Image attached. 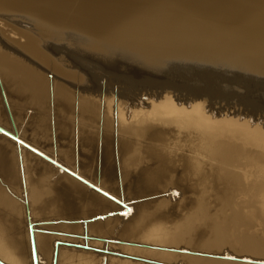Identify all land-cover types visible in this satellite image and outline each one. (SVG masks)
<instances>
[{
    "label": "bare ground",
    "instance_id": "bare-ground-1",
    "mask_svg": "<svg viewBox=\"0 0 264 264\" xmlns=\"http://www.w3.org/2000/svg\"><path fill=\"white\" fill-rule=\"evenodd\" d=\"M206 1L213 2L209 9L215 18L223 11L235 25L204 31ZM260 2L0 0V12L20 10L36 21L74 27L95 40L116 41H68L70 49L57 46L64 52L56 45L35 42L27 30L18 35L10 31V42L0 40V127L38 152L43 153L38 147L50 144V156L43 154L60 165L0 132V259L28 264L29 231L14 225L23 215L25 226L28 218L35 223L48 215L63 219H54L55 225L33 223L38 264H52L55 240L88 247L59 244L55 264H264V123L236 116L235 108V114L223 113L227 108L221 106L213 110L207 95L212 90L206 92L215 83L213 75L212 86L202 79L208 90L203 83L204 87L196 83L176 87V81L165 90V80L137 96L130 92L134 84L129 77L138 70L129 66L130 74L115 72L118 61L141 66L153 61L156 66L189 59L204 64L209 53L228 61L241 58L264 70V0ZM252 5L259 11H252ZM246 25L260 28L261 41L253 46L232 42L243 40ZM206 32L216 35L214 42L206 39ZM22 36L24 42H18ZM158 67L145 72L151 74ZM44 68H50V79ZM23 107L38 112L22 123L31 131L22 137L13 129L22 120ZM42 111L49 112L50 119L42 117ZM36 133L44 134V140H36ZM15 147L21 158L12 157ZM44 161L50 163V197L36 193L43 182ZM18 162L25 164V174L16 173ZM20 181L27 192L21 193ZM30 259L33 264L31 255Z\"/></svg>",
    "mask_w": 264,
    "mask_h": 264
},
{
    "label": "rangeland",
    "instance_id": "rangeland-1",
    "mask_svg": "<svg viewBox=\"0 0 264 264\" xmlns=\"http://www.w3.org/2000/svg\"><path fill=\"white\" fill-rule=\"evenodd\" d=\"M249 3H254V4H262L261 2H260V0H247ZM210 3H213V2H207L206 1V15H204V16H206V27L205 28H203L204 29V31H206V30H208V29H210V30H213V29H216V27L218 26V25H221V24H230V25H235V20H229L226 16H225V14L223 13V11H221L220 12V15H219V18H215L214 16H216V15H214V13H212L211 11H210V9H209V6L211 5ZM251 10L252 11H259V8H257V6H255V5H252L251 6ZM10 12V11H9ZM8 11H7V14L9 13ZM14 12V11H13ZM15 12L16 13H12V12H10V13H12V15H9L8 14V16H7V14H6V12H0V17H2V20H1V18H0V21H2L3 23H5V25H3V26H0V40H1V42H10V40H9V37L7 36V34H9V32L10 31H12L13 30V32H14V30H15V32L14 33H16V31H17V35H18V32H19V30H27V32L29 31V32H31L32 31V33H29L30 35L32 34V36H33V40H35V42H44L45 44H47L48 46L49 45H51V46H55L56 45V48H57V46L59 45V44H61V46L62 45H64L65 44V47L66 48H72L71 46L69 47L68 45H67V43L66 42H87V40L89 41L90 39V42H116V41H112V40H105V39H99V40H95V38L94 39H92V38H90V35L88 36V34L87 33H82V34H80L82 31H78V29H76V28H74V27H69L70 29H68V27H65L64 28V26H61L60 27V25H57V24H50V22H46L45 20H39V21H36V20H34V18L36 19V17H31V15L29 14V13H26V12H21L20 10L17 12L16 10H15ZM19 12H21L20 14H19ZM5 13V14H4ZM16 16H15V15ZM18 14V15H17ZM23 14H25V15H29V17L28 16H26V17H23V18H21L22 17V15ZM6 15V16H5ZM12 16V17H11ZM203 16V17H204ZM6 19H5V18ZM8 17H11V18H8ZM18 17V18H17ZM4 18V19H3ZM8 18V19H7ZM13 18V19H12ZM21 18V19H20ZM24 18H25V20H24ZM26 19H28V20H26ZM32 20L33 19V21H29V20ZM38 19V18H37ZM7 20V21H6ZM29 21V22H28ZM15 22V23H14ZM31 22V23H30ZM38 22L39 23H41V24H38ZM7 23V24H6ZM13 23V24H12ZM17 23V24H16ZM32 23H33V25H32ZM47 23V24H46ZM20 24V26H18ZM49 25V26H48ZM52 25V26H51ZM5 26V27H4ZM8 26V27H7ZM10 26V27H9ZM34 26V27H33ZM43 26V27H42ZM47 29H46V28ZM11 28V29H10ZM17 28V29H16ZM22 28V29H21ZM25 28V29H24ZM71 28H74V29H71ZM34 29V30H33ZM36 29H37V31H36ZM49 29H51V31L49 30ZM53 29V30H52ZM65 29V30H64ZM243 31H244V38H243V40H237V41H232V42H244V44H246V45H248V46H253V45H255L256 43H258V42H260L261 41V37L258 35V33H259V31H260V28H258V27H255V26H252V25H246V26H244L243 28ZM44 30H45V32H44ZM69 30V31H68ZM56 31H58L57 33H56ZM78 31V32H77ZM62 32V33H61ZM2 33V34H1ZM60 33V34H59ZM50 36H49V35ZM64 34V35H63ZM68 34H71V36L70 35H68ZM75 34V35H74ZM79 34L81 35V37H82V35L84 34L85 35V38H84V35H83V38H82V41H81V39H79V38H81V37H79ZM47 35V36H46ZM57 35V36H56ZM76 35H78V36H76ZM87 35V36H86ZM2 36H3V38H2ZM48 37V38H47ZM61 37V38H60ZM71 37H73V39L71 38ZM75 37H77V38H75ZM20 37H18V42H24V37L22 36L21 38L23 39H19ZM45 38V39H44ZM66 38V39H65ZM69 38V40H67ZM71 38V39H70ZM90 38V39H89ZM215 38H216V35L215 34H213V33H207L206 32V39L209 41V42H214L215 41ZM7 39V40H6ZM61 39V40H60ZM65 39V40H64ZM83 39H84V41H83ZM67 40V41H66ZM86 40V41H85ZM95 40V41H94ZM16 41H17V39H16ZM50 42H51V44H50ZM52 42H54V43H52ZM58 42V43H57ZM117 42H120V41H117ZM54 44V45H53ZM235 44H230V46L232 47V46H234ZM50 47V46H49ZM59 47H60V45H59ZM50 49V48H49ZM58 50H59V48H57ZM5 52L7 51V49L6 50H4ZM59 51H64L65 52V50L64 49H61L60 48V50ZM8 52H10V53H13L12 51H8ZM49 52H50V50H49ZM209 54H211L212 56H211V58L209 59V57L210 56H206V61H204V64L202 63L203 61H194L193 63H192V61L190 62V61H188L189 59H187V60H181L180 62H182V63H180L179 61H173V60H170V61H172V63H167V62H165V64H164V62H159V64H157V65H159V67H161V69H163L164 68V70L162 71L159 67V69H152L153 71H151V74H150V72L148 71V73H147V71L145 72V70L146 69H148L149 70V68L151 69V68H155L156 66H155V63H154V65H153V61H152V63L150 64V62H149V65L151 66V67H147V66H149L148 65V62H146V64H147V66H145L144 64L141 66V65H139V64H137V63H131V61H129V63L128 62H120V61H118V63H116L117 65H115V72H118V74H122V75H126V72H127V70H126V68L127 67H129L130 66V68L132 67V68H135V69H137L138 71H136L135 70V72H134V75L132 76V77H134V78H132V77H129V78H131V79H129V83H131V81H132V83L131 84H134V88L132 87L131 88V90H130V92L132 93L133 92V94L134 93H136L137 94V96L138 95H140V94H147V92H149V91H151L152 90V88L154 89V88H157V86L156 87H154L155 85H157V82H158V85H163V84H160L161 82L162 83H164V81L166 80V84L167 83H169V82H171L172 81V83H170V84H165V90H167L168 88L169 89H171L170 87H172V85H175L176 84V82H177V84L175 85L176 87L178 86V87H180L181 85H182V87L184 88V87H191V86H196L197 84L198 85H201L202 83L204 84V86H206V87H204L203 86V84H202V86L204 87V88H207L206 90H208L209 89V87H208V85L207 84H210V82H212L213 83V81L217 84V82H218V87L220 88V85H221V88L222 89H216V87H217V85L216 86H214L215 85V83H213L212 85H213V87H211L208 91H206L207 93L209 92V91H213V92H216V93H214L213 94V92L211 91V93L209 94H207V95H211L209 98L212 100V103H213V106L214 107H216L215 109H213V110H216V111H218L219 110V108L218 107H224V108H227V109H223L222 110V112L223 113H231V114H233L235 111H233V108H235L237 111H239V113H237V114H235L236 116H239V117H247V118H252V117H254L255 119L257 118L258 119V123L259 124H261V125H263V123H264V108H262V107H264V98H262V95L264 94V70H259V69H257V68H254V67H252V66H250L249 64H247L245 61H243L241 58H240V60H239V62H237V60L236 59H234L233 61H232V59H230L229 61L228 60H226V59H223V58H220L222 61H220V59L218 58L217 59V56H216V58H215V55L213 54V53H209ZM14 55H15V53H14ZM208 57V58H207ZM215 59H217V60H215ZM189 62L188 63V65H186L185 63L183 64V62ZM219 63H218V62ZM175 62H176V64H175ZM179 63V65H181V66H179L178 65V63ZM201 64H200V63ZM225 62V63H224ZM234 62V63H233ZM237 62V63H236ZM119 63H121L120 65H119ZM126 63V64H125ZM131 63V65H129ZM192 63V64H191ZM194 63H196V64H194ZM199 63V64H198ZM208 65H207V64ZM227 63V64H226ZM229 63V64H228ZM232 63V64H231ZM161 64V65H160ZM162 64H164V65H162ZM190 64V65H189ZM202 64L204 65V66H202ZM135 67H134V66ZM166 65H168L167 66V69H166ZM170 65H171V67H170ZM174 65V66H173ZM176 65H178V66H176ZM184 65V66H183ZM193 65V66H192ZM199 66L200 65V67H199V70L201 69V70H203V71H201L200 73H199V70L197 69L198 67L197 66ZM117 66V67H116ZM136 66H137V68H136ZM138 66H141L142 68H140L139 69V67ZM143 66H144V70H143V72L141 71L142 69H143ZM152 66H154V67H152ZM165 66V67H164ZM173 66V67H172ZM187 66H188V68H190L191 69V71H193V72H191L190 70H187L188 68H187ZM208 68V69H211L212 70V72H211V70H208L206 67ZM219 66V67H218ZM118 67H120V68H118ZM123 67V68H122ZM145 67H147V68H145ZM170 67V68H169ZM182 68V70L184 69V73L181 71V70H179V69H181ZM185 67V68H184ZM195 68L196 67V69H193V68ZM260 67V66H259ZM262 67V66H261ZM172 68V69H171ZM174 68V69H173ZM44 69H46L44 72H48L47 73V77L46 78H49L50 79V77L52 76V72L50 71V68L49 69H47V68H44ZM227 69V70H226ZM264 69V68H263ZM158 70V71H157ZM159 70H160V72H159ZM195 70V71H194ZM205 70H207V74H205L206 73V71ZM222 70H224V71H222ZM233 70V71H232ZM121 71V72H120ZM123 71H125V72H123ZM155 71H157V72H159V73H157V72H155ZM180 71V72H179ZM196 71H198L197 73H199L198 75H195V74H197V73H195ZM205 71V72H204ZM217 71V72H216ZM220 71V72H219ZM226 71V72H225ZM120 72V73H119ZM132 72V70L129 72H127V74H130ZM138 72V73H137ZM142 72V73H141ZM147 73L146 75H145V73ZM165 72V73H164ZM177 72V73H176ZM186 72V73H185ZM188 72V73H187ZM189 72L191 73L190 74V76H189ZM215 72L216 73H218V75L217 74H215ZM222 72V73H221ZM228 72V73H227ZM45 73V74H46ZM153 73V74H152ZM156 73V74H155ZM161 73V74H160ZM175 73L177 74V75H175ZM180 73V74H179ZM208 73L210 74V75H208ZM211 73H213V74H211ZM44 74V75H45ZM160 74V75H159ZM164 74V75H163ZM166 74V75H165ZM174 74V75H173ZM181 74H183L184 76V78L182 77V75ZM193 74V75H192ZM200 74H204V75H202V76H204L203 78H202V76L200 75ZM206 75V76H205ZM214 75H216V76H214V77H216V78H214L213 76ZM224 77V78H222V76ZM146 76V77H145ZM151 76V77H150ZM162 76V77H161ZM166 78H165V77ZM171 76V77H170ZM177 77V79H176V77ZM179 76H180V78H179ZM187 78H189V81L187 80V79H185L186 77ZM195 76H196V78H195ZM198 76V77H197ZM210 76H212L211 78H213V79H215V80H209V79H211V78H209ZM218 76V77H217ZM226 76V77H225ZM232 76V77H231ZM236 76V77H235ZM147 78V79H145V78ZM161 77V78H160ZM165 79H164V78ZM169 77V78H168ZM182 77V78H181ZM191 77H192V79L195 81H193L192 79H191ZM201 77V78H200ZM221 77V78H220ZM149 78V79H148ZM151 78V79H150ZM175 80H174V79ZM204 78L206 79L207 78V81L209 82H207V81H203L204 80ZM230 78V79H229ZM233 78V79H232ZM138 79V80H137ZM141 79V80H140ZM155 80V81H153V80ZM159 79H163L162 81L161 80H159ZM168 79H170V81L168 82L167 80ZM181 79H183V80H181ZM185 79V80H184ZM199 79V80H198ZM201 79V80H200ZM203 79V80H202ZM218 79H220V82H219V80L217 81ZM221 79H223V80H221ZM227 79H229V81L227 80V82H225ZM150 80V81H149ZM197 80V81H196ZM237 80V81H236ZM134 81V82H133ZM138 81V82H137ZM176 81V82H175ZM183 81V82H182ZM186 81V82H185ZM190 81H192V82H190ZM199 81V82H198ZM201 81H203V82H201ZM222 81V82H221ZM224 81V82H223ZM144 84H143V83ZM145 82H152L153 84H151V83H149V84H147V83H145ZM178 82H181V83H183V84H181V83H179V85H178ZM207 82V84H205ZM235 82V83H234ZM136 83L138 84L139 83V85H140V83H141V85L143 84V86L141 87V86H138V87H136ZM175 83V84H174ZM185 83V84H184ZM196 83V85H194ZM200 83V84H199ZM126 84H128V83H126ZM125 83H124V85H126ZM172 84V85H171ZM231 84H232V86H231ZM190 85V86H189ZM211 85V84H210ZM211 85V86H212ZM223 85V86H222ZM230 85V86H229ZM256 85V86H255ZM119 86H121V85H119ZM146 86V87H145ZM150 87V90H148L149 89V87ZM170 86V87H169ZM175 86H173V87H175ZM228 86H229V88H228ZM235 88H234V87ZM261 86H262V88H261ZM148 87V88H147ZM217 87V88H218ZM231 87V88H230ZM253 87V88H252ZM258 87V88H257ZM139 90H138V89ZM142 88H144V89H142ZM227 88V89H226ZM132 89H134V90H132ZM147 89V90H146ZM172 89H177V88H172ZM226 89V92H224V90ZM228 89H230V90H232V89H234V96L235 97H233V93L232 92H230V90H228ZM142 90V91H141ZM146 90V91H145ZM222 90V91H221ZM238 92V94H240V92H241V94L240 95H237V92ZM241 90V91H240ZM252 90H254V91H252ZM136 91V92H135ZM164 91V90H163ZM169 91H171V90H169ZM240 91V92H239ZM258 91V92H257ZM144 92H146V93H144ZM218 92V93H217ZM223 95H227V96H222V94ZM227 92H228V94H227ZM230 92V93H229ZM254 92V93H253ZM140 93V94H139ZM188 93H192V92H188ZM232 93V94H231ZM236 93V94H235ZM247 93V94H246ZM257 93H258V96H257ZM135 94V95H136ZM205 94V95H206ZM218 94V95H217ZM249 94V96H247ZM252 94V95H251ZM204 95V94H203ZM212 95H217V96H214V97H216V98H213V96ZM229 95V96H228ZM232 95V97H230ZM241 95H246L248 98H247V101H245V98H246V96H244V100L242 99V97L243 96H241ZM255 95V96H254ZM143 96V95H142ZM144 96H146V95H144ZM219 96V97H218ZM220 96H222L223 98H221ZM254 96V97H253ZM229 97H230V101H229ZM238 97V98H237ZM240 97V98H239ZM263 97H264V95H263ZM218 98H220V100H218ZM226 98H228V102L225 100ZM231 98H232V100H231ZM253 98H255L256 100H254ZM262 98V99H261ZM213 99H216V100H213ZM249 99V100H248ZM253 99V101H255V103H253V101H251V103H250V100H252ZM259 100V102H258V100ZM129 100V99H128ZM222 100V102H220ZM223 100H225V101H223ZM241 100V101H240ZM260 100H262V101H260ZM239 101V102H238ZM224 102H227V103H229V104H227V103H224ZM231 102V103H230ZM260 102H261V104H260ZM246 103H248V105L246 104ZM253 103V104H252ZM258 105H261V108L259 107V106H257V104ZM206 104H207V102H206ZM224 104V105H223ZM251 106H250V105ZM209 106V105H208ZM249 106V107H248ZM229 107H232V108H229ZM250 107H252V108H250ZM255 107V108H254ZM250 108V109H249ZM253 109V110H252ZM254 109H256V110H254ZM263 111H262V110ZM211 111H213L212 110V107H211V109H210ZM261 110V111H260ZM37 113L38 111H35V109L34 108H32V107H23V109L21 110V119L22 120H20L19 119V125L17 124V126L13 129V132H15V134H20V135H22V137L23 136H25L26 134H31V131H29L28 130V127H25V126H23V124H25L28 120V118L30 117V116H32V114L34 113ZM241 111V112H240ZM248 111V112H247ZM44 111H42V113H43ZM249 113V114H248ZM44 115H42L41 113H40V115L42 116V117H46L47 119H50V114H49V112H44L43 113ZM250 114H253L254 116H251ZM46 115V116H45ZM23 123V124H22ZM21 124V125H20ZM4 128H6V127H4ZM39 139H36V140H39V141H41V140H44V134H41V133H36L35 134ZM24 139V138H23ZM38 149L39 150H41L44 154H46V155H48V156H50V144H44L43 146H40V147H38ZM18 149L15 147L14 149H12L11 151V154H12V157H15V158H21V156L20 155H18V153H20V151H17ZM13 154L14 155H16V156H13ZM20 163V164H19ZM45 164V165H44ZM44 164L42 163V165H43V168H44V170L42 171V176H43V182H42V184L37 188V190H36V193L39 195V194H43V196H45V197H50V193H48V192H50V190H49V186H50V182H49V179H50V177H49V175H50V163L49 162H47V161H44ZM19 165V166H18ZM17 167H18V169L16 170V173L19 171V173H17V174H19V175H22V174H25L26 173V168H25V164L24 163H22V162H18V164H17ZM22 171V172H21ZM54 174H56L55 172H54ZM24 182L23 181H20V183H19V186L18 187H20L21 188V190H22V192L21 193H23V190H25V188L26 187H24L23 188V186H25V184H23ZM20 184L22 185V187L20 186ZM28 190L26 189L25 191H24V193L25 192H27ZM170 193V192H169ZM171 193H173V192H171ZM27 196V193L26 194H24V196ZM26 196H25V198H24V200L26 199ZM175 196H177V194L175 195ZM80 202H81V200H80ZM132 206V205H131ZM130 208V207H129ZM85 215V214H84ZM23 217H24V215H23ZM23 217H21V218H19L18 219V225H14V227L16 228L17 227V229L18 230H20V231H22V232H25V230H27L28 231V229L26 228L27 227V225L25 226V224H24V222H23ZM47 217H48V215H44V217H40V218H38V220H37V222H35L34 223V221H33V223H34V225L35 226H41V225H43V222L44 221H46V223H50V224H53L52 223V221L55 219V221L56 220H61V219H63V218H60V217H57V218H55V217H48V219H47ZM44 219V220H43ZM51 220V221H50ZM50 221V222H49ZM57 222V221H56ZM37 223V224H36ZM41 223V224H40ZM39 224V225H38ZM59 224V223H58ZM20 225V226H19ZM53 225H55V224H53ZM23 229V230H22ZM41 230V229H40ZM54 230H56V229H54ZM26 231V232H27ZM28 238V237H27ZM28 240V239H27ZM218 254V253H217ZM29 255V254H28ZM27 259H29L28 261V264H31V259H30V255H29V257L27 258Z\"/></svg>",
    "mask_w": 264,
    "mask_h": 264
},
{
    "label": "water",
    "instance_id": "water-1",
    "mask_svg": "<svg viewBox=\"0 0 264 264\" xmlns=\"http://www.w3.org/2000/svg\"><path fill=\"white\" fill-rule=\"evenodd\" d=\"M0 132L4 133V134H7L9 136H11L12 138H14L18 143H21L23 145H25L26 147H28L30 150H33L34 152L38 153L41 157H43L44 159L48 160L49 162L57 165V166H60L58 163H56L55 161H53L52 159H50L49 157H47L46 155H44L43 153L41 152H38L34 149H32V147H30L28 144H26L25 142L21 141L20 139L14 137L13 135L7 133L2 127H0ZM62 169L64 170H67L65 167H61ZM68 171V170H67ZM76 176V175H75ZM77 177V176H76ZM78 179L84 181L83 179L77 177ZM86 182V181H84ZM87 183V182H86ZM93 188H95L94 186H92ZM97 189V188H95ZM98 191L102 192L100 189H97ZM103 193V192H102ZM105 194V193H104ZM52 222H55L54 220ZM27 226H28V231H29V246H30V255H31V258H32V263L33 264H38L37 260V253H36V247H35V240H34V227H33V223L30 222L29 218H28V222H27ZM66 244V245H74L76 247H84V248H88L87 246H82L80 244H74V243H68V242H63V241H60V240H55L54 241V250H53V262L52 264H55V258H56V254H57V247L59 244ZM96 251H107L106 249L105 250H101V249H97V248H94ZM119 255H124V254H120L118 252H115ZM0 264H7L6 262H4L3 260L0 259Z\"/></svg>",
    "mask_w": 264,
    "mask_h": 264
}]
</instances>
